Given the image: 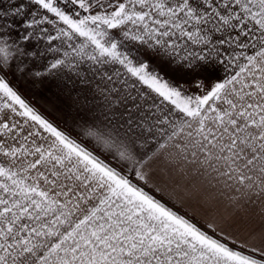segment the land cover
I'll list each match as a JSON object with an SVG mask.
<instances>
[{"label": "snow or ice", "instance_id": "snow-or-ice-1", "mask_svg": "<svg viewBox=\"0 0 264 264\" xmlns=\"http://www.w3.org/2000/svg\"><path fill=\"white\" fill-rule=\"evenodd\" d=\"M0 264H264V0H0Z\"/></svg>", "mask_w": 264, "mask_h": 264}]
</instances>
